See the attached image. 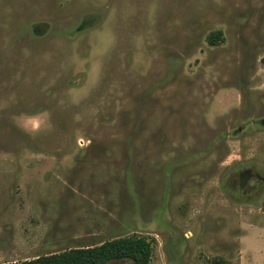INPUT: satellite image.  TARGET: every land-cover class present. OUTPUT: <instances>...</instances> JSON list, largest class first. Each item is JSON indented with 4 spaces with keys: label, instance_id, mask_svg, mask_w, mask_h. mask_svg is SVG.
<instances>
[{
    "label": "rangeland",
    "instance_id": "obj_1",
    "mask_svg": "<svg viewBox=\"0 0 264 264\" xmlns=\"http://www.w3.org/2000/svg\"><path fill=\"white\" fill-rule=\"evenodd\" d=\"M133 235L264 264V0H0V264Z\"/></svg>",
    "mask_w": 264,
    "mask_h": 264
},
{
    "label": "trees",
    "instance_id": "obj_2",
    "mask_svg": "<svg viewBox=\"0 0 264 264\" xmlns=\"http://www.w3.org/2000/svg\"><path fill=\"white\" fill-rule=\"evenodd\" d=\"M220 33L217 31L210 34L208 43L215 45ZM151 254V242L144 237L133 235L107 240L95 246L70 248L2 264H105L118 259H129L131 264H150Z\"/></svg>",
    "mask_w": 264,
    "mask_h": 264
}]
</instances>
